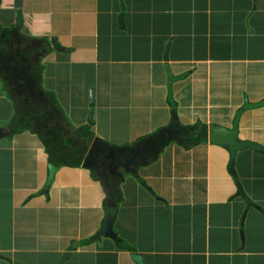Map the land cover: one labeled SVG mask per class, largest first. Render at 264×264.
<instances>
[{"label":"crops","instance_id":"0c3cea01","mask_svg":"<svg viewBox=\"0 0 264 264\" xmlns=\"http://www.w3.org/2000/svg\"><path fill=\"white\" fill-rule=\"evenodd\" d=\"M234 1L2 0L4 27L19 25L35 48L42 41L50 47L33 53L35 65L13 63L12 71L20 73L6 84L0 77V111L10 106L8 116L21 120L18 101L25 111L33 104L39 114L47 108L36 128L47 123L48 130L58 129L56 135L65 139L61 146L76 144L62 147L70 154L85 145L87 151L77 167L52 162L37 133L24 132L36 143L26 138L18 145L12 127L4 129L7 121L0 122V151L7 155L0 159V208L6 214L0 222L13 240L0 243V264H58L74 242L78 247L64 264H137L135 253L147 264H264V154L241 152L237 181L231 154L206 136L200 143L211 124L232 127L247 98L264 100V0ZM169 43L174 73L188 74L174 84L178 107L169 105ZM51 70L64 77L71 72L70 91L59 94L78 97L77 125L45 88ZM248 113L253 111L242 116L240 138L255 141L264 123L244 121ZM80 128L88 134L82 136ZM123 132L128 135L121 140ZM96 145L139 158L129 168L121 166L128 172L120 169L116 194L88 164L83 167ZM20 147L25 148L21 160ZM200 149L204 156L195 160ZM50 165L58 172L49 186ZM250 201L261 209L249 207ZM110 207L119 210L116 236L99 238ZM127 238L133 246L125 244Z\"/></svg>","mask_w":264,"mask_h":264},{"label":"trees","instance_id":"16d2710c","mask_svg":"<svg viewBox=\"0 0 264 264\" xmlns=\"http://www.w3.org/2000/svg\"><path fill=\"white\" fill-rule=\"evenodd\" d=\"M1 5L2 1L0 0V8ZM20 30L21 29L19 25L11 28H6L0 21V77L4 84H6L10 80L12 75L20 73V70L18 68L12 71L13 63L18 62L22 64L25 62H30L32 65H35L36 61L31 58L33 56V53L36 52L37 49L39 50V52H41L43 49L50 47L48 41H42L41 47L35 48L33 43L27 42V40L31 38H27V36L22 34ZM25 47H29L30 52H28L27 50H23ZM39 84L38 86H40ZM46 103L43 104L44 107H46ZM16 104L18 107V114L20 115V117H24V119H15V127L12 129L13 136L22 134L24 132H35L40 137V140L43 142V144L46 146L47 152L49 153L52 162L61 163L60 161H58L61 159L63 160V163L69 166L77 167L82 164L83 157L87 151L86 145L83 147V149L78 147H76L75 149L71 148L73 153L70 154L64 151L65 149H62V147L70 148L71 146H76V144L73 143V145L71 146L65 144L61 146V143H63L65 139L56 135L58 129H52V131L48 130L47 123L46 127L42 126L40 128H36L37 123L40 120L43 121L44 119L41 117V115H48L47 108H45L44 112H41L39 114V112L36 111L37 105L33 104L29 107L28 111H25V107L22 103L18 101L16 102ZM18 124H21L22 126H16ZM206 132L207 131H205V135L207 134ZM205 135H203L202 137L200 136V143L206 141L205 138H203L205 137ZM66 142L68 143L67 139ZM87 142H90V140H88Z\"/></svg>","mask_w":264,"mask_h":264},{"label":"water","instance_id":"95a60500","mask_svg":"<svg viewBox=\"0 0 264 264\" xmlns=\"http://www.w3.org/2000/svg\"><path fill=\"white\" fill-rule=\"evenodd\" d=\"M21 16V15H20ZM22 20V18H21ZM119 21L122 24V26H125V14L120 15ZM54 47L61 51L63 48L60 46L58 42H54ZM170 43L168 44V49L165 56V61L167 63L166 65V72L167 77L169 81V105L171 107H178V102L175 99L174 96V84L186 79L188 74H181L176 75L171 67L170 64ZM96 105V100L94 96V92H92L91 95V107L94 108ZM264 107V100L261 102L252 103L247 98L244 106L237 112L235 121L233 122L232 127H227L224 125L219 124H211L207 127V136L206 138L209 139L210 143L213 145H216L218 147H221L223 149H226L231 154V171L235 175L237 181H239L238 174L236 172V162L238 159V156L241 152L252 150L261 154H264V146L261 144L254 142L252 140H242L240 138V125H241V119L245 112L252 111L256 109H261ZM93 117H94V111L92 110L89 122L93 123ZM87 161L88 158H86L83 167L87 168ZM50 169V175L48 180V185L50 186L52 182L56 178V174L58 172L57 168L54 165L49 166ZM144 186L150 190L153 191L152 188H150L147 184V182H144ZM160 200L165 201L163 198L159 197ZM255 207L258 209H261L260 206H258L254 201L249 202V207ZM119 210L117 207H110L107 209V215L105 218V221L103 223L101 231L98 233L97 237L105 236V237H112L116 236L114 231V225L118 218ZM244 235V232H242ZM78 247V243L74 242L71 251L64 254V256L61 258V260L58 262V264H64L71 256L72 252ZM133 260L137 264H147L144 260V257L141 254H132Z\"/></svg>","mask_w":264,"mask_h":264},{"label":"rangeland","instance_id":"374dc122","mask_svg":"<svg viewBox=\"0 0 264 264\" xmlns=\"http://www.w3.org/2000/svg\"><path fill=\"white\" fill-rule=\"evenodd\" d=\"M234 2H237V1L235 0ZM240 11H242V10L240 9ZM104 14H106V13H104ZM240 14H243V13L240 12ZM238 24H241V21L240 22L238 21ZM250 26H251L250 24L249 25L247 24V26H245V28L248 29V28H250ZM226 35H228V30H226L225 33L222 36H219L216 40L218 41L221 37H225ZM66 74L67 75H70L71 72H68L67 71ZM67 75L65 77L64 76H59L58 70H51L50 72H47L46 75H45V78H46L45 88L48 89V90H50V92H52L55 95L56 102H57L58 107L60 108L63 116L73 126V125H77L78 122L80 121L79 118L77 117L76 113L78 112V105H80L81 103L78 102V97L77 96L76 97H70L69 94H67L64 99L60 97V94H59V91L60 90H65L66 89L65 92H67V93L70 91V89H69L70 88L69 87V83H70L71 79ZM201 79L204 81L203 77L200 76V99L203 98V96H204V90H205V88H204L205 87V82L202 83L201 82ZM64 81H65V85H64ZM79 87H81V86H79ZM78 90L79 89L77 87L76 91H78ZM252 103H254V102H252ZM14 106H15V108L18 109L16 103L14 104ZM11 109H10V106H8L7 108H3L0 111V117L3 118V120L0 119V122L7 121V123L2 126V128L5 127L4 129H8L10 127H12V129H13L15 127V119L17 117H14V118L11 119V117L8 116L11 113ZM252 111H253V114H249L248 113V115H246V119H244V121L245 120H249L248 122H250L253 126H258L260 124H263L264 123V109H262V110H256V111L252 110ZM15 115H17V110L15 112ZM215 115L218 117V116H222L223 114L216 113ZM9 118H10V120H9ZM257 120L260 121V124H258L259 121L257 122ZM16 126H20L21 127L22 125L21 124L20 125L18 124ZM61 127H64V126L62 125ZM74 127L76 129H79L77 126H74ZM263 127H264V125H263ZM79 131H80V133H81L82 136L88 134V131L86 129H81L80 128ZM258 131L262 132V134L260 136V138L262 140H258L260 138L259 137H256V136H254V139L253 140H255L257 143H259L262 146H264V140H263L264 139V129L263 130L260 129ZM114 134L117 135L116 132H114ZM120 135H123V136H120V139L121 140H124L125 137H126L125 135H128V133H124L123 132V133H120ZM14 137H15V141H16V143L18 145H23V143H21V142L23 141V139H26V138L30 141V143H32V142L33 143H36V139H33L30 136L29 133H24L20 137H17V135L14 136ZM38 139L40 140V137H38ZM69 139H72L73 141L77 142L79 145H82L81 144V141L79 140L78 137L77 138L76 137L73 138L72 136H70ZM6 142H8V141H6ZM20 148H22V151H21L22 153L21 152H17V157L21 160V159H23L22 157H23V155L25 153V148L24 147H20ZM35 151L36 150H34L33 153ZM41 154H42V152L40 151V155ZM214 154L216 155V153H214ZM193 156H194L193 158L195 160H196V158H202L204 156L203 155V150L202 149L198 150L197 153H195V155H193ZM4 157L6 158L7 155H5V153L3 151H0V159H3ZM213 157L215 158V156H213ZM216 157L219 158L220 156L216 155ZM205 160L206 159H204V162H206ZM198 166L199 167L202 166V164H200V160H198ZM198 169H200V168H198ZM230 172H231V169H230ZM175 177H178V176L176 175ZM99 197H100V195H99ZM93 202H94L95 205L97 204V201L96 200H94ZM0 204H1V201H0ZM6 208H8V207H6ZM91 213H92L93 216H95L97 214V210H96L95 207L91 211ZM5 215L6 214L4 213V211L3 210L1 211V208H0V219L2 221H4ZM132 220L133 219H132V216H131L130 217V221L132 222ZM5 225H6L5 222H0V230H1L0 231V243H3L5 246H7L8 244L11 245V243H12L11 241H13V240H12V238L10 236V232L7 231V230L5 231V229H3V227L6 228ZM131 227H132V225H131ZM92 243H95V241H93ZM96 243L100 244L99 242H96ZM126 244L133 246L132 244H130L128 238H127Z\"/></svg>","mask_w":264,"mask_h":264},{"label":"flooded vegetation","instance_id":"af4514ba","mask_svg":"<svg viewBox=\"0 0 264 264\" xmlns=\"http://www.w3.org/2000/svg\"><path fill=\"white\" fill-rule=\"evenodd\" d=\"M205 136H207V134ZM135 153H137V151ZM87 158L88 166L91 167V169L96 173L97 177L101 178L103 182L108 185L113 194L117 193L122 179L120 176H118L119 174H123L120 169H123L122 167L125 166L129 168V165H131L132 161L136 162L137 160V162H139L138 156L129 158L126 154L121 155L119 152H112L106 149L103 150L98 145L94 146V148L87 154ZM107 170L111 172L108 173ZM125 172H128V170H125Z\"/></svg>","mask_w":264,"mask_h":264}]
</instances>
